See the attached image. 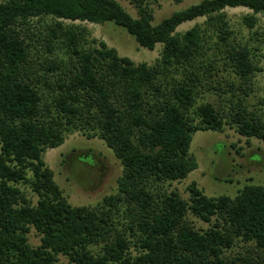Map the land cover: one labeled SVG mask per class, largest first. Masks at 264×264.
Wrapping results in <instances>:
<instances>
[{"label": "trees", "instance_id": "obj_1", "mask_svg": "<svg viewBox=\"0 0 264 264\" xmlns=\"http://www.w3.org/2000/svg\"><path fill=\"white\" fill-rule=\"evenodd\" d=\"M132 1L139 17L118 0H0V264H65L60 255L74 264H229L224 249L237 238L254 242L261 255L258 263L251 257L236 260L264 264V185L247 184L235 197H209L192 183L190 200L161 188L198 168L191 153L196 132L223 131L227 124L213 104L197 105L203 81L195 64L205 47L203 29L196 25L179 34L177 28L208 17L220 44L229 47L235 72L248 81L258 65L248 45L230 44L224 10L251 9L253 14L243 20L254 28L255 14L264 13V0H200L158 23L145 0ZM42 16L112 21L144 48L163 44L161 59L154 66L136 64L103 40L86 47V29L66 28L57 21L49 26L46 48L52 51L60 39L72 58L64 68L61 62L44 63L52 77L61 72L55 79L41 75L48 97L36 80L24 75L29 44L15 29ZM180 68L184 79L160 81ZM206 70L211 77L212 63ZM230 122L241 135L264 142V119L246 107L234 106ZM76 129L102 138L123 166L119 193L105 203L116 208L128 204L132 217L127 228L136 253L124 233L112 235L113 210L72 206L44 160L47 149L61 146L66 133ZM21 185L38 194L36 205ZM189 211L206 222L215 216L214 225L197 230L186 220ZM32 227L41 235L38 246L29 242ZM100 241L101 251L94 252L92 245Z\"/></svg>", "mask_w": 264, "mask_h": 264}, {"label": "rangeland", "instance_id": "obj_2", "mask_svg": "<svg viewBox=\"0 0 264 264\" xmlns=\"http://www.w3.org/2000/svg\"><path fill=\"white\" fill-rule=\"evenodd\" d=\"M122 6L134 17H139L136 4L132 0H118ZM200 0H145L155 16V23L160 22L176 10L186 8ZM228 27L232 34L230 44L248 45L251 49L252 59L258 65V70L245 81L235 72L233 62L227 50L229 47L218 38V33L210 24L208 17H199L193 21L181 24L176 32L184 34L196 25L203 29L204 50L196 60V73L200 75L203 85L198 87L197 105L211 103L227 121L223 131H198L193 136L191 153L198 161V168L182 180L166 181L161 188L167 192L176 191L185 200H190L189 187L196 183L197 187L209 197L229 195L235 197L247 184L264 185V142L255 137L241 135L237 128L231 124L230 115L233 107H246L255 116L264 119V13H257V24L249 28L244 23L246 15L253 11L246 7H228L224 10ZM62 21L64 27H74L77 30L86 29L85 46H95L98 41H105L115 48L120 56L131 58L136 64L147 63L156 65L161 59L163 44H157L153 50L139 45L136 39L126 29L108 21L96 24L88 21H71L56 19L52 16L33 17L19 23L15 29L29 44V62L25 66L24 75L31 77L40 86L44 93L50 97V92L44 87V78L55 79L60 71L54 72L52 77L45 70V62L57 61L64 66L70 65L71 50L56 39L53 50L46 48V39L49 37V26ZM97 41V42H94ZM84 43V42H83ZM87 43V44H86ZM221 43V44H220ZM213 65L212 76L209 77L206 68ZM191 70L193 68H190ZM185 71L180 68L173 72V76L162 78L163 84L184 79ZM238 109V108H236ZM92 133V132H91ZM44 160L52 169L54 179L63 190L68 202L72 206H88L95 209L113 210V231L124 233L131 241V250L136 253L135 238L127 228L132 217L128 204L106 206L105 198L117 195L118 179L122 175L123 166L115 156L113 150L98 135L89 137L87 132L76 129L67 132L64 143L56 148H49L44 152ZM33 205L37 204L39 196L26 185H21ZM186 220L197 230L206 231L215 223L206 222L189 211ZM29 242L33 246L41 243V235L32 227L29 233ZM104 245L103 241L92 245L94 252L99 253ZM261 253L257 252L255 243L247 242L241 238L235 239L231 248H225L223 256L231 264L239 257H251L258 263ZM65 264L71 263L69 257L60 255ZM241 264V260H236Z\"/></svg>", "mask_w": 264, "mask_h": 264}]
</instances>
